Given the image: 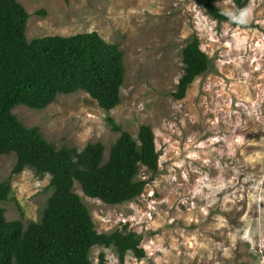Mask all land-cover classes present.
<instances>
[{
	"label": "rangeland",
	"instance_id": "rangeland-1",
	"mask_svg": "<svg viewBox=\"0 0 264 264\" xmlns=\"http://www.w3.org/2000/svg\"><path fill=\"white\" fill-rule=\"evenodd\" d=\"M28 12L26 38L97 31L117 43L126 67L121 102L110 111L87 92L60 94L43 110L18 105L57 148L101 142L104 160L120 136L108 116L136 137L155 134L157 172L141 166L144 193L109 204L75 191L98 232L127 228L142 235L145 256L95 246L93 264H264V0H215L231 20L218 22L197 0H18ZM44 12L45 15H37ZM195 35L211 59L182 98L183 47ZM15 154L0 156V202L8 220L38 222L52 194L50 176L11 175Z\"/></svg>",
	"mask_w": 264,
	"mask_h": 264
},
{
	"label": "trees",
	"instance_id": "trees-1",
	"mask_svg": "<svg viewBox=\"0 0 264 264\" xmlns=\"http://www.w3.org/2000/svg\"><path fill=\"white\" fill-rule=\"evenodd\" d=\"M218 22L231 20L215 0H197ZM240 8L245 2L236 1ZM37 15H45L37 12ZM29 14L18 0H0V156L15 154L11 175L30 169L50 176L52 190L42 217L25 225L8 220L0 204V264H93V247L112 248L120 261L127 252L145 256L142 235L127 230L98 232L90 210L75 191L78 182L87 196L105 203L121 204L141 196L147 181L138 179L143 166L157 172L159 154L155 134L141 125L137 136L123 131L114 118L108 123L120 136L104 160V145L88 142L83 148H57L40 128L29 127L14 114L18 105L43 110L58 95L87 92L99 106L110 111L121 102L126 67L119 44L105 41L97 31L50 35L28 41ZM184 73L174 97L182 98L193 80L205 73L209 55L197 36L183 47ZM9 179L0 182V202L10 199ZM102 264H103V255Z\"/></svg>",
	"mask_w": 264,
	"mask_h": 264
}]
</instances>
